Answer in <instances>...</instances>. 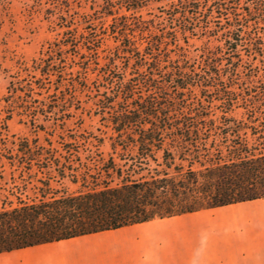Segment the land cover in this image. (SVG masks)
<instances>
[{
    "label": "trees",
    "instance_id": "1",
    "mask_svg": "<svg viewBox=\"0 0 264 264\" xmlns=\"http://www.w3.org/2000/svg\"><path fill=\"white\" fill-rule=\"evenodd\" d=\"M145 1L123 0L120 7L131 13L120 18L114 2L103 8L102 15L111 17L108 35L119 41L125 63L113 54L102 67L99 38L86 45L84 36L65 33L9 81L0 131L14 111L31 120L42 115L37 104L45 101L33 96L50 89L62 95L55 103L63 119L71 117L66 113L73 98L63 92L84 88L88 74L101 71L104 85L115 91L102 96L99 109L114 133L110 149H120L127 173L110 157L106 163L92 159V166L103 168L98 177L76 174V167L86 165L77 156L83 147L78 140L61 146L64 156L36 143L19 146L10 165L53 169L83 190L41 192L37 201L2 207L0 254L264 198V70L246 79V91L237 92L240 84L234 82L246 62L264 64V0H178L171 17L179 24L143 45L152 30L134 12ZM199 18L205 24L219 19L221 26L196 27ZM186 33L220 45L204 49L197 64L171 60L164 37L174 43ZM70 154L74 160L66 158ZM114 177L120 180L111 185Z\"/></svg>",
    "mask_w": 264,
    "mask_h": 264
},
{
    "label": "rangeland",
    "instance_id": "2",
    "mask_svg": "<svg viewBox=\"0 0 264 264\" xmlns=\"http://www.w3.org/2000/svg\"><path fill=\"white\" fill-rule=\"evenodd\" d=\"M107 2H114L118 18L131 13L126 12L124 7H120L123 0H0V121L7 114L6 104L3 101V98L7 96L6 88L12 77L16 76L20 66L30 65L33 59L39 57L41 50L46 49L48 44L61 39L65 33L84 36L86 45L93 39L99 38V43L96 45L100 44L98 62L102 67L113 54L122 62H126L119 41L108 35L111 17L102 15ZM177 6L179 7L178 0H146L143 6L134 12L139 20L145 22L152 30V37L146 39V42L143 40V45L159 40V36H162L165 30L171 32L170 27L173 28L179 24L178 21L173 25L171 17L173 8ZM199 19L196 27L221 26V23H218L219 19H214L215 22L211 24H205L201 18ZM194 34L186 33L185 37L178 34L175 44L170 35H167V39L164 37L163 40L167 42V48L170 50L168 57L171 60H184L189 64H197L204 49H213L220 45L214 38L199 33ZM160 49V57L165 60V45ZM73 51L87 56L83 49ZM242 53V58L246 62L245 53ZM92 58L94 59V56H91ZM117 64L120 65L119 61ZM254 65L258 69H253ZM263 65L257 59L246 62L234 81L235 84H240L238 85L240 89L236 91L240 92L241 89L246 91L249 86L246 79L250 75L263 74ZM92 68L96 67L92 66ZM100 76L101 71H92L87 76L84 88L63 92L64 95L73 98L66 113L71 117L63 119L57 109L61 104L55 103L59 102V97L62 95L53 93L52 89L42 91L40 96H33L34 99L45 101L41 105L37 104L42 115H37L35 120L21 116L15 111L12 112L10 119L6 121L5 130L0 131V210L2 207L16 206L19 200L28 203L37 201L41 192L77 193L83 190L80 183L75 185L67 178L60 179L53 169L39 171L36 167H32L28 171L16 164L10 165L8 158L16 153L19 146L24 147L27 142L36 143L45 149L54 148L57 151L56 156L59 154L64 156L65 151L61 146H65L73 139L78 140L83 147L78 151L77 156L86 165L76 167V174L86 173L89 176L98 177V173L102 174L103 168L92 166V159L106 163L112 157L114 164L124 171L122 174L125 176L127 166H123V161L118 157V154H121L120 149L114 152L110 149L109 138L114 133L107 124L106 115H102V109H99L102 106L99 102L102 96L108 97L115 90L104 85ZM259 78L261 79V77L254 79V82L259 81ZM143 90L144 94H147L145 89ZM136 92H142L141 88H138ZM197 93L196 91V95ZM72 104L75 105L76 110L71 107ZM234 115L238 119L241 117L239 111H236ZM99 140L100 143H98ZM96 144H99L98 147L93 146ZM73 156L74 154H70L66 158L70 160ZM156 156L160 155L156 154ZM179 163V160L175 161V164ZM150 165L151 168L160 170L154 163L150 162ZM142 174L146 173L142 172ZM112 180L111 185H114L120 179L114 177ZM46 183L49 185V190L45 187Z\"/></svg>",
    "mask_w": 264,
    "mask_h": 264
},
{
    "label": "crops",
    "instance_id": "3",
    "mask_svg": "<svg viewBox=\"0 0 264 264\" xmlns=\"http://www.w3.org/2000/svg\"><path fill=\"white\" fill-rule=\"evenodd\" d=\"M0 264H264V198L1 253Z\"/></svg>",
    "mask_w": 264,
    "mask_h": 264
}]
</instances>
